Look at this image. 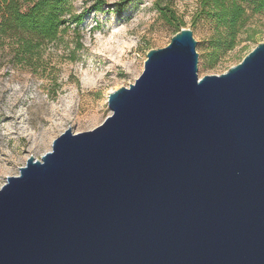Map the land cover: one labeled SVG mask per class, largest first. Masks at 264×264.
I'll use <instances>...</instances> for the list:
<instances>
[{"label": "water", "instance_id": "1", "mask_svg": "<svg viewBox=\"0 0 264 264\" xmlns=\"http://www.w3.org/2000/svg\"><path fill=\"white\" fill-rule=\"evenodd\" d=\"M182 28L0 187V264H264V42L198 77Z\"/></svg>", "mask_w": 264, "mask_h": 264}, {"label": "rangeland", "instance_id": "2", "mask_svg": "<svg viewBox=\"0 0 264 264\" xmlns=\"http://www.w3.org/2000/svg\"><path fill=\"white\" fill-rule=\"evenodd\" d=\"M103 1L97 12L94 0H68L72 11L64 13L67 23L58 39L43 43L32 58L0 38V187L28 157L40 159L48 152L65 130L81 133L99 126L110 114L109 93L133 84L146 54L165 48L177 29L193 32L199 78L225 73L264 42V12L248 9L234 45L226 48L219 40L223 29L217 31L206 16L203 0ZM73 16H82L81 23Z\"/></svg>", "mask_w": 264, "mask_h": 264}, {"label": "trees", "instance_id": "3", "mask_svg": "<svg viewBox=\"0 0 264 264\" xmlns=\"http://www.w3.org/2000/svg\"><path fill=\"white\" fill-rule=\"evenodd\" d=\"M68 0H0V38H8L17 45L18 51L29 57L38 55L39 47L45 42H53L62 32L61 27L67 23L64 13L72 11ZM123 1L116 5L120 12ZM105 2L94 0V10L101 11ZM68 5L67 11L65 7ZM206 16L214 20L226 48H232L239 30L247 20V10L253 13L264 12V0H203ZM159 12L166 18L174 19L171 11ZM76 25L82 16H73ZM179 27V26H177ZM179 29L175 32L178 33ZM220 43V42H219Z\"/></svg>", "mask_w": 264, "mask_h": 264}]
</instances>
